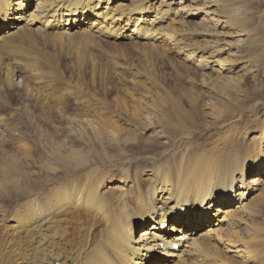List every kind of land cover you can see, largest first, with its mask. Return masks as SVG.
Wrapping results in <instances>:
<instances>
[{
    "label": "bare ground",
    "instance_id": "bare-ground-1",
    "mask_svg": "<svg viewBox=\"0 0 264 264\" xmlns=\"http://www.w3.org/2000/svg\"><path fill=\"white\" fill-rule=\"evenodd\" d=\"M219 7L218 0H0V62L20 54L19 47L34 37L64 43L79 36L154 50L171 46L187 52L184 60L193 58L199 72L211 70L225 80L227 64H235L230 39L213 40L206 55L181 47L179 40L195 21L224 28L216 19ZM248 35L238 31L236 42ZM14 61L0 71L16 93L26 80ZM235 72L244 78L250 71ZM202 80L215 89L210 75ZM164 91L163 97L116 102L126 114L119 121L92 116L103 107L90 104V117L71 119L57 138L38 136V161L32 156L36 143L23 132V156L0 158L10 155L0 165V264H264V102L235 108L224 100L214 108L220 121L204 125ZM223 105L227 111L218 110ZM231 116L236 119L228 121ZM4 118L0 146L7 137ZM202 126H208L202 134L191 129ZM133 127H154L155 134L141 138ZM160 136L169 139L161 156L137 161L145 165L132 157L114 162V154L125 155L129 145L141 147L142 139L155 145L149 139Z\"/></svg>",
    "mask_w": 264,
    "mask_h": 264
},
{
    "label": "rangeland",
    "instance_id": "rangeland-1",
    "mask_svg": "<svg viewBox=\"0 0 264 264\" xmlns=\"http://www.w3.org/2000/svg\"><path fill=\"white\" fill-rule=\"evenodd\" d=\"M218 1L220 7L218 9L219 16L216 19L220 22H224L223 25H225V27H221L222 24L221 26H216L214 22L204 24L200 23V21H195L189 24L188 28H185L183 32H180L179 40L181 47H185L186 49L193 47L194 50H198L206 55L207 52L205 53L204 51H206L207 48L210 49L213 45V40L222 38L230 39L233 45L229 48V55H233L230 59L234 60L235 64L233 65L234 67L231 64H227L228 71H226V74L229 76L226 78L227 80H223L222 77H217V75H212L211 70L199 72L197 62H195L193 58H191L189 62L184 60V58L188 56L187 52L176 53L171 46L165 48H160V46H158L157 48L155 47L156 50H154L152 46L148 47V44H146V46H138L128 41L119 42L115 40H110V43L108 41H100V43L99 41L92 42L93 40L91 41L90 39H88V41L85 39L84 41L81 39L82 37L79 36L78 39L76 37L71 40H66L64 43L63 41L62 43L53 41V38H48L47 36L44 38L40 36L34 37L33 40L30 39L24 42L22 46L19 47L18 52L20 51V54L17 53L14 58L5 59L4 62L14 63L16 62L14 61L15 58L19 60V64L24 66H22V68L20 66V69L23 70L21 71L19 69V71L25 78L26 84L22 85L21 88L14 93L15 90L7 87L4 81H2V74L5 72L4 68L3 71H0V77L2 78L0 79V94L3 92L2 95H0V114L2 113L0 116H5L4 119L7 120V128L9 129L5 130L7 131V137L2 140V142H4L1 144L2 146H0V158L6 153H10L11 156L13 155L16 158L22 157L23 151L20 149L21 144L19 141L24 140V138H22L24 137L23 132H26L29 133L32 138L35 136V142L34 139L31 138V144L34 145L36 143L37 145L35 144L34 146L38 151L33 150L32 152H34V154L32 156L33 159L36 158L38 161L42 154L39 153L38 136H43L44 139L52 138L53 140V137L55 138L57 134V138L59 136L57 130L59 131L60 129V131H62L65 129V132L68 131V128L66 129L67 123L72 121L73 118H80V116L83 118L85 116L90 117L91 110L88 111L87 108H89L92 103H97V105L103 107V109L99 111L94 109L92 116H97L99 118L101 117L99 114L103 113L107 116L104 118L105 120L117 121L120 116L122 119L126 117V114L118 108L117 103H125V101H127V104H132L134 100L140 102L146 98L148 99L153 93L162 96L165 93L164 90H167L168 94L176 98V102L180 103L182 107L196 116V121H200V123L204 122V125L213 123L215 118L216 121H220L218 117H215L217 110L214 111V108H219L224 100L232 104L235 108L241 105L249 106L257 102L263 103L264 0ZM238 31L249 34L245 38V41L236 42L239 39V37L236 39ZM186 32H191L192 34L188 36ZM89 41H91L92 44ZM21 48L23 51H21ZM157 49L159 50L157 51ZM197 56L200 57L199 54H197ZM45 57L47 58L45 59ZM40 58L44 59L41 60ZM4 62H0V66H2ZM20 62L24 63L21 64ZM33 62L34 66L31 65ZM219 64L220 63L216 61L213 62L214 66H218ZM210 65L213 66L212 64ZM3 66L5 67V65ZM26 67H32L34 70L36 68L38 72L33 71L34 73H30V70H27ZM240 67L246 68L248 72L250 71L244 78L236 76L235 71ZM204 72H206V74H204ZM207 75H210L217 83L213 91L203 86L204 81L202 79ZM191 97L197 99V101L188 102V98ZM6 104H8V106H6ZM47 108H49L48 111ZM218 110L227 111V108L223 105ZM147 112L145 115L150 117L149 109ZM202 113L205 114V116ZM232 117L233 116H231L228 121L236 119V117ZM243 119H245V115L242 120ZM251 120L254 126L256 121L253 119ZM245 125L246 127L252 126L250 124ZM208 126H202L203 128L192 127L191 129L202 134L204 128H208ZM23 127L24 130L22 129ZM41 128L42 131H40ZM153 128L154 127H148L146 130L140 129L138 131L133 127L132 130H136V135L138 137L145 138L146 136H153L155 134ZM15 129L17 130L15 131ZM25 129H27V131ZM11 133L14 134L12 135ZM201 136L202 135L198 137ZM145 139L140 141V144L142 143L141 147L129 145L125 151V155L115 153L114 162L117 163L124 158L132 157L138 165H145L137 161L147 156H161L168 149L164 145L169 144V139L162 138L161 136L159 139L158 137L149 139L155 143V145L152 144L151 146L145 145V141H147ZM8 142L9 144L14 143L8 145ZM3 146L5 148H2ZM7 155L3 156V160H1L2 158L0 159V161H2L0 165H2L3 161L8 160V156L10 155ZM146 169L150 171L151 168L146 167L145 170ZM254 177L255 175L252 174L251 181Z\"/></svg>",
    "mask_w": 264,
    "mask_h": 264
}]
</instances>
